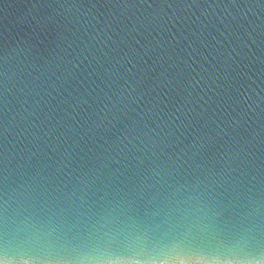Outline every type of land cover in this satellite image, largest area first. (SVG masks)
<instances>
[{
    "label": "water",
    "instance_id": "1",
    "mask_svg": "<svg viewBox=\"0 0 264 264\" xmlns=\"http://www.w3.org/2000/svg\"><path fill=\"white\" fill-rule=\"evenodd\" d=\"M0 264H264V0H0Z\"/></svg>",
    "mask_w": 264,
    "mask_h": 264
}]
</instances>
